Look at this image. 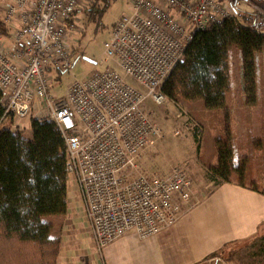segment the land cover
I'll use <instances>...</instances> for the list:
<instances>
[{
	"label": "built area",
	"instance_id": "1",
	"mask_svg": "<svg viewBox=\"0 0 264 264\" xmlns=\"http://www.w3.org/2000/svg\"><path fill=\"white\" fill-rule=\"evenodd\" d=\"M84 0H9L0 34V89L7 107L0 125L25 128L33 111L60 129L68 174L86 209L99 250L128 234L149 239L174 226L194 204L195 188L181 169L142 173L144 153L164 138L144 110L164 106L163 86L196 33L234 16L222 0H133L131 13L104 43L105 69L72 84L62 96L51 73L75 65L76 12ZM113 64V65H112Z\"/></svg>",
	"mask_w": 264,
	"mask_h": 264
},
{
	"label": "trees",
	"instance_id": "2",
	"mask_svg": "<svg viewBox=\"0 0 264 264\" xmlns=\"http://www.w3.org/2000/svg\"><path fill=\"white\" fill-rule=\"evenodd\" d=\"M226 1L235 6L239 0ZM247 1L255 5L252 12L236 8L234 16L194 35L184 59L163 86L169 100L181 98L203 102L211 110L224 109L231 88L230 52L234 46L241 53L247 89L256 90V56L264 52V3ZM109 4L110 0H99L83 10L96 33L103 29ZM5 33L1 26L0 34ZM3 100L0 89V122L7 111ZM30 125V137L0 125V264H57L60 255L61 229L44 218L64 217L69 210L67 146L54 122L33 117ZM220 144L218 162L209 168L208 178L216 187L233 181L247 186L252 156L237 162L232 143ZM249 186L256 189L254 184Z\"/></svg>",
	"mask_w": 264,
	"mask_h": 264
},
{
	"label": "rangeland",
	"instance_id": "3",
	"mask_svg": "<svg viewBox=\"0 0 264 264\" xmlns=\"http://www.w3.org/2000/svg\"><path fill=\"white\" fill-rule=\"evenodd\" d=\"M8 1L0 0V27L5 29L3 5ZM84 1V9L77 14V28L72 38L75 65L63 74L56 71L51 73L50 83L55 96L64 95L75 82L108 66L104 63V43L114 24L131 13L133 0H110L102 20L103 29L98 33L95 32V25L86 20L83 10L99 0ZM243 6L241 5L240 10ZM245 8L250 10L246 5ZM1 35L7 38L8 30ZM230 57L231 88L227 93L224 109L211 110L203 102H188L181 98L176 102L169 100L161 107L151 100L144 104L146 113L163 129L164 138L144 153L140 161L141 171L147 175L165 176L174 169L183 170L194 183V204L216 187L208 178V171L218 162L222 141L232 143L238 155L237 162L252 156L245 182L264 191V52H259L256 56L254 92L247 89L244 63L237 46L232 48ZM84 58L92 62L85 61ZM33 117L37 118L38 113L33 111L24 121L25 128L20 129L26 137L31 136L30 121ZM1 127L10 125L2 124ZM69 202L73 208L71 217L87 221L85 205L71 181ZM65 217H45L44 221L62 229ZM207 264H264V240L259 236L230 246Z\"/></svg>",
	"mask_w": 264,
	"mask_h": 264
},
{
	"label": "crops",
	"instance_id": "4",
	"mask_svg": "<svg viewBox=\"0 0 264 264\" xmlns=\"http://www.w3.org/2000/svg\"><path fill=\"white\" fill-rule=\"evenodd\" d=\"M237 2L239 10L241 5L243 11L255 9L247 0ZM71 207L61 229L57 264H207L224 248L259 236L264 240V191L236 181L214 187L174 226L157 235L141 240L128 234L103 250L93 240L89 220L71 217Z\"/></svg>",
	"mask_w": 264,
	"mask_h": 264
},
{
	"label": "water",
	"instance_id": "5",
	"mask_svg": "<svg viewBox=\"0 0 264 264\" xmlns=\"http://www.w3.org/2000/svg\"><path fill=\"white\" fill-rule=\"evenodd\" d=\"M85 61H88V62H92L90 59L88 58H84Z\"/></svg>",
	"mask_w": 264,
	"mask_h": 264
}]
</instances>
